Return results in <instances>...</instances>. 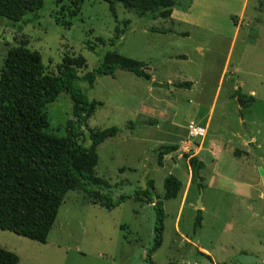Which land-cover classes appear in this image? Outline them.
I'll return each mask as SVG.
<instances>
[{"label": "rangeland", "instance_id": "1", "mask_svg": "<svg viewBox=\"0 0 264 264\" xmlns=\"http://www.w3.org/2000/svg\"><path fill=\"white\" fill-rule=\"evenodd\" d=\"M174 1L175 21L159 12L139 17L104 0H44L33 22L30 13L17 22L0 18V71L7 48L24 46L41 55L50 73L68 56L84 58L81 75L114 50L145 62L150 75L144 81L116 70L86 90L100 104L83 128L84 144L89 130L121 129L98 146L95 174L113 201L127 197L107 210L85 202L80 191L67 192L45 243L0 230V247L14 253L17 264H147L155 212L134 196L151 181L147 196L155 202L169 174L182 188L163 202V240L151 254L153 264H264V187L257 165L259 158L264 168V0H193L188 15L179 10L189 0ZM184 82L189 86L179 87ZM238 88L254 92L249 107L229 97ZM72 106L65 92L46 105L48 133L67 135ZM190 124L201 132L173 138ZM176 143L160 161L157 150ZM188 156L204 163L201 189Z\"/></svg>", "mask_w": 264, "mask_h": 264}, {"label": "trees", "instance_id": "2", "mask_svg": "<svg viewBox=\"0 0 264 264\" xmlns=\"http://www.w3.org/2000/svg\"><path fill=\"white\" fill-rule=\"evenodd\" d=\"M104 1L111 5L120 3L139 17L159 12L160 17L168 18L178 5L174 0ZM188 2L186 8L190 0ZM43 3L44 0H0V18L17 22L30 13L32 15L27 20L33 22ZM97 42L106 44L102 38H97ZM109 42L114 44L113 39ZM94 47L88 45L91 51H94ZM146 66L143 61L108 50L92 70L81 75L79 71L86 67L84 58L68 56L63 58L57 73H50L37 51L24 46L7 48L0 71V230L45 243L67 192L80 191L84 194L85 202L107 210L127 197L121 195L117 201H113L103 192L104 187H108L107 183L95 174L98 146L118 135L121 129L111 126L89 130L90 143L84 144L86 138L82 137L83 128L100 104L90 100L86 90L93 87L97 77H114L116 70L130 72L144 81H150ZM189 84L184 82L179 87H188ZM61 92L69 94L73 105L72 117L66 123L67 135L64 137L46 131L49 122L44 110ZM229 97L242 108L254 102L253 96L242 93L240 88L235 89ZM132 127V124H127L125 128ZM187 136L186 130L182 136L173 138L180 141ZM176 149L177 143L161 146L157 150L158 159L161 161L164 155ZM187 163L192 180L197 182L198 188H203L199 173L204 163L196 156H188ZM148 187L153 189L151 181L146 189L136 192L134 198L153 204V243L145 259L147 264H153L151 254L161 246L163 240V202L176 198L182 182L172 174L167 175L163 180V194L158 195L155 202L147 196ZM200 221L201 214L198 212L194 231L200 227ZM17 263L18 257L14 253L0 247V264Z\"/></svg>", "mask_w": 264, "mask_h": 264}, {"label": "water", "instance_id": "3", "mask_svg": "<svg viewBox=\"0 0 264 264\" xmlns=\"http://www.w3.org/2000/svg\"><path fill=\"white\" fill-rule=\"evenodd\" d=\"M152 87H156V88H166V85L164 84H161V83H157V82H153L152 83ZM248 137V140L250 139L249 136ZM257 165H258V171H259V174L262 178V183H263V187H264V168L262 167L261 165V161L259 158H257ZM200 202H198V208H200Z\"/></svg>", "mask_w": 264, "mask_h": 264}, {"label": "crops", "instance_id": "4", "mask_svg": "<svg viewBox=\"0 0 264 264\" xmlns=\"http://www.w3.org/2000/svg\"><path fill=\"white\" fill-rule=\"evenodd\" d=\"M192 5H193V0L190 2V4H189V6L187 7V8H183V9H181V10H179V12H181V13H183V14H186V15H188V14H190V12H191V7H192ZM180 9V8H179ZM176 13H175V9H172V12H171V15H170V17H171V19L173 20L174 19V21L176 20ZM169 82V81H168ZM254 92H251V94L250 95H252ZM253 96V95H252ZM188 131V130H187ZM191 174V173H190Z\"/></svg>", "mask_w": 264, "mask_h": 264}, {"label": "built area", "instance_id": "5", "mask_svg": "<svg viewBox=\"0 0 264 264\" xmlns=\"http://www.w3.org/2000/svg\"><path fill=\"white\" fill-rule=\"evenodd\" d=\"M188 132L191 136L198 135L201 131L199 128L195 127L193 124H190L188 127Z\"/></svg>", "mask_w": 264, "mask_h": 264}]
</instances>
